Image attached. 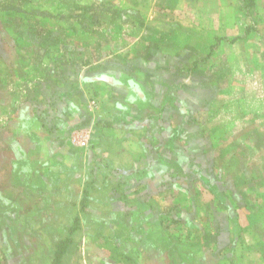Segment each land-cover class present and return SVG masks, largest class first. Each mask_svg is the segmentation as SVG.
I'll return each instance as SVG.
<instances>
[{
    "label": "crops",
    "instance_id": "crops-1",
    "mask_svg": "<svg viewBox=\"0 0 264 264\" xmlns=\"http://www.w3.org/2000/svg\"><path fill=\"white\" fill-rule=\"evenodd\" d=\"M29 2L0 5V264H49L69 237L67 264H264L259 201L219 179L228 142L264 140L232 131L264 117L238 80L264 81L245 47L264 0L248 35L240 0ZM223 91L232 110L209 103Z\"/></svg>",
    "mask_w": 264,
    "mask_h": 264
},
{
    "label": "rangeland",
    "instance_id": "rangeland-1",
    "mask_svg": "<svg viewBox=\"0 0 264 264\" xmlns=\"http://www.w3.org/2000/svg\"><path fill=\"white\" fill-rule=\"evenodd\" d=\"M41 1L43 2V0H41ZM51 1H56V0H46V2H48V3H52ZM29 3H30L29 0H0V5H3V6L5 5L6 8L9 10H10V7H13L11 9H16L15 5H20V7H21V5H26ZM85 3H87V2L85 1ZM7 6H9V7H7ZM4 12H5V14H7L6 17L11 16V18H13V15L11 14V12L8 11V13H7L6 10H4V8H1L0 15L1 16L4 15ZM240 18H241V23L244 24L246 22V20H245V17H244V14L242 13V11L240 12ZM25 21L29 22V20L22 18V22L20 24L21 31L23 30V32L26 30V28H27V31H29L28 29H31V26L28 23L26 26L24 25ZM262 25H263L262 30L264 31V22L262 23ZM19 31H20V29H19ZM2 32H3V30H2V28H0V39L1 40H3L2 38H3V36H5L2 34ZM251 37H253L251 39L253 42L250 43L249 47L247 45L245 47H246V49H249L250 54L253 53L255 58H257V63H259L257 70L258 71L260 70V73H261V68L264 69V36L262 34L258 33V34H252ZM246 49H245V51H246ZM234 62L236 65V63L238 62L237 59H234ZM240 64H241V66L243 65L242 61H240ZM263 74H264V70H263ZM225 78H227V76ZM238 78H239L238 80H240V81H243L244 79H250L251 80L250 82H252L253 84H251L252 85L251 88H248L250 90V93H249V96L251 97L250 100L252 101L255 99L256 104L261 103L260 100H263L261 98H262V96H264V85H263L264 81H262V83H261V78H262L261 75H258L256 73V75L254 76V75H251V73H247L245 76H244V74H241ZM227 80H226V82H227ZM219 81H221V79ZM233 83H235V82L233 81ZM239 85H244V84L239 83ZM209 94L213 98V99H211V101L209 103H212L215 105H216V103H217V105L222 103L223 105H225L227 107L229 106L228 107L229 110L233 109V107L228 103H231V101L234 99L233 95L236 94L235 92L223 91V92H219L217 94L213 93V92H211ZM237 95H240V97H241L242 95H244V93H242V92L238 93L237 92ZM216 98H218V99H216ZM242 99H244V103H242L241 105H239L235 109H237V108L240 109L241 106H247L246 98L244 96H242ZM212 104H211V106H212ZM205 106H207V104ZM261 106L263 107L264 103H262ZM217 112H219V111L217 110ZM213 114L214 115H211L212 117H215V116L219 117V114H217L215 111H213ZM228 115L231 116V111L228 113ZM257 117L259 118V116H257ZM260 118H262V119H259L260 122L262 123L261 125L259 124L258 119H257V121H255V124H253L254 122L252 121L251 124H248V125L244 124L243 126L242 125L237 126L232 131H235V134H241L243 137H248L249 133L255 132V134L257 136L261 137L264 135V117H260ZM227 120L229 121L230 126H231L232 118H227ZM219 128H220L219 133H218L219 137H220V135H224L225 133H227V131H225L226 128L224 126H223V128H222V126ZM226 145L228 147H231V151H236V150H237V152L241 151V152H243V155H240L239 157L224 156V164L226 165L227 171L219 173V179H223V180L228 179L232 183L246 184L247 185L246 189L248 187L250 188V189L248 188L250 192L246 191V189L244 190V192L247 194L244 197L247 200H251V199L254 200V198H257L256 200H258L259 203H256L255 205H253L252 209L255 212H257L259 215H262L263 218H261L260 221L257 222L256 219H254L251 216H248L245 212H243V215H245V217H246L245 224L248 228H254L255 232L259 234L255 237H258V239H259V237L263 238V235H264V203H260V202L264 199V140L261 139L258 141H253V140L245 139L243 142L241 140L239 144H235L234 142H232V144H231V142H228ZM257 151L262 152V154L257 155L256 154ZM246 152H249L251 155L247 156ZM237 160H238L237 165L240 167V169L246 168V167L252 168V171H250L247 176L241 172L233 170L237 166L236 165ZM256 167H257L256 172H253L254 168H256ZM248 178H250V179H248ZM253 183H254V188H252L250 186ZM231 191H232V189H231ZM241 191H243V189H241ZM257 193H258V195H256ZM229 194H230V192H229ZM241 196H243V195H241ZM207 208H208V210H210L209 205ZM46 240H47V242L49 241L48 238H46ZM44 243H45V239L43 240L42 245ZM262 243H263V241L257 242V245H260L261 247L264 248ZM42 249H45V247H42ZM37 257L38 256H36V255L32 256L31 264L35 263V260L37 259Z\"/></svg>",
    "mask_w": 264,
    "mask_h": 264
},
{
    "label": "trees",
    "instance_id": "trees-1",
    "mask_svg": "<svg viewBox=\"0 0 264 264\" xmlns=\"http://www.w3.org/2000/svg\"><path fill=\"white\" fill-rule=\"evenodd\" d=\"M30 1H41V0H30ZM240 7L245 13V16L249 20V24L244 29L245 35L258 30V24L260 22V16L257 11V0H240ZM75 237L66 238L56 244V250L48 253L49 264H67L68 260L72 258L73 250H69L76 246Z\"/></svg>",
    "mask_w": 264,
    "mask_h": 264
},
{
    "label": "built area",
    "instance_id": "built-area-1",
    "mask_svg": "<svg viewBox=\"0 0 264 264\" xmlns=\"http://www.w3.org/2000/svg\"><path fill=\"white\" fill-rule=\"evenodd\" d=\"M90 137L89 129H77L72 133V140L78 146H86Z\"/></svg>",
    "mask_w": 264,
    "mask_h": 264
}]
</instances>
